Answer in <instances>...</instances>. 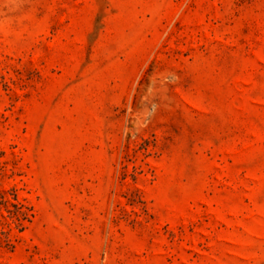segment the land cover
Wrapping results in <instances>:
<instances>
[{"label":"rangeland","instance_id":"rangeland-1","mask_svg":"<svg viewBox=\"0 0 264 264\" xmlns=\"http://www.w3.org/2000/svg\"><path fill=\"white\" fill-rule=\"evenodd\" d=\"M0 264H264V0H0Z\"/></svg>","mask_w":264,"mask_h":264}]
</instances>
